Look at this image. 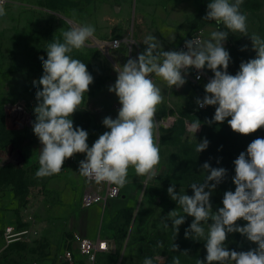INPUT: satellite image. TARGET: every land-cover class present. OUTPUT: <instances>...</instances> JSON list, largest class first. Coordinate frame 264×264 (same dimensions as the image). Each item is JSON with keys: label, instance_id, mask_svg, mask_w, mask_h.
Masks as SVG:
<instances>
[{"label": "rangeland", "instance_id": "obj_1", "mask_svg": "<svg viewBox=\"0 0 264 264\" xmlns=\"http://www.w3.org/2000/svg\"><path fill=\"white\" fill-rule=\"evenodd\" d=\"M209 2L9 0L5 5L6 15L0 17V264H60L59 257L65 250L73 251L77 264H90L78 253L75 234L110 241L111 252L99 255L93 264H143L144 258L156 256L163 258L162 264H173L175 257L180 264L205 260V239L185 238L193 217L186 216L176 237L171 227L164 231L158 225L161 217L174 209L180 210L167 189L175 185L177 192L191 196L190 185L203 183L207 176L203 163L196 159L197 142L207 138L209 146L201 154L217 158V151L222 150L227 165L240 145L237 140L240 134L233 132L228 123L216 127L217 131L204 123L215 106L195 110V100L205 95L208 78L191 89L176 91L175 97L171 89H161L164 99L157 106L154 130L160 148L158 175L145 183L146 177L137 176L129 168L121 196L106 204L82 206L83 192L94 186L78 173L79 161L85 154H76L77 162L63 167L59 174L36 178L41 144L33 133L32 122L37 105L33 81L43 75L39 57L47 59L48 44L55 39L62 41V31L71 26L68 21L95 28L94 37L86 41V46L71 53L73 58L87 64L94 77L84 102L72 117L74 127H82L89 133L87 143L91 147L99 135L108 131L102 124L103 118L115 119L118 114L115 107L120 105L118 98L108 91L117 78L114 65H123L129 57L143 52L146 48L143 41L150 34L161 42L163 50L169 51L176 50L193 31H201L207 40L212 31L226 30L213 20H203ZM46 7L55 9L52 11L56 14L46 11ZM240 10L247 16L248 35L257 34L264 39V0H243ZM116 37L127 38L128 43L111 48L108 43ZM245 45L247 50H242ZM225 48L230 53L228 72L232 75L239 71L242 61L256 55L250 37L240 33L229 32ZM205 71L213 77V73ZM17 104L29 116V123L24 126L15 125L11 119V107ZM168 118L172 120L170 124ZM196 119L202 124L195 140L186 122ZM257 132L260 138L264 137V128ZM229 190L234 192L235 185L227 177L210 197L214 211L223 206V195ZM25 230L31 231L18 239L9 238V233ZM236 236L238 232L228 234L226 246L239 251ZM157 242H162L163 247H156ZM173 244L178 245L176 251Z\"/></svg>", "mask_w": 264, "mask_h": 264}, {"label": "clouds", "instance_id": "obj_2", "mask_svg": "<svg viewBox=\"0 0 264 264\" xmlns=\"http://www.w3.org/2000/svg\"><path fill=\"white\" fill-rule=\"evenodd\" d=\"M6 2L0 0V17L6 15ZM242 3L243 0H210L203 20H213L226 29L212 31L210 39H189L185 41L186 50L165 51L150 34L143 41V52L129 57L123 65H114L117 78L108 91L117 96L120 108L115 119L103 118L102 124L108 131L99 135L91 147L87 143L89 133L74 127L72 117L84 102L94 77L87 64L71 53L86 46V41L94 37L95 28L68 21L71 26L62 31V41L55 39L48 44L47 59L39 57L43 75L33 81L37 105L33 109L32 130L41 144L36 178L59 174L65 161L76 154H85L79 161V175L97 184L106 182L123 188L128 182L129 168L137 176L146 177L145 183L157 177L160 148L154 132L155 116L164 97L153 76L166 82L169 89H179L187 82L190 69L198 73L210 70L213 77L204 87L205 95L195 100L199 108L215 106L213 118L204 123L219 124L230 117L227 123L232 131L245 136L264 128V39L257 34L248 35L247 16L240 10ZM229 32L250 37L256 53L255 58L241 62L235 75L228 72L231 57L225 42ZM242 50H247V45ZM200 78L198 74L196 79ZM201 124L198 119L186 122L194 139ZM208 146L209 141L204 138L197 142L195 151L201 153ZM233 163L235 191L224 193L223 206L216 211L210 197L227 175L223 167L213 168L205 162L202 169L207 176L203 183L190 185L191 196L177 192L175 185L167 189L180 210L161 217L158 227L164 231L171 227L176 237L186 216L193 217L185 238H204L207 252L205 260L198 259L196 264H264V138L249 143L246 152H241ZM240 220L246 223L240 226ZM237 232L257 247L247 251L229 249L228 234ZM156 247L162 248L163 243L157 242ZM172 247L174 251L178 249L176 244ZM183 254L188 255L187 251ZM162 261L160 256L146 257L143 264ZM173 264H180L178 257Z\"/></svg>", "mask_w": 264, "mask_h": 264}, {"label": "built area", "instance_id": "obj_3", "mask_svg": "<svg viewBox=\"0 0 264 264\" xmlns=\"http://www.w3.org/2000/svg\"><path fill=\"white\" fill-rule=\"evenodd\" d=\"M9 0L5 3L7 5ZM4 5V6H5ZM189 39H198L200 41L204 40V35L201 31H193L188 36H186L179 44L178 50L184 49L185 41ZM123 43H128L127 38H121L116 37L111 42L108 43V45L111 48L118 49ZM200 75L201 78L199 80L196 79L197 75ZM206 78L211 79V77L207 74L205 70H202L201 72H197L196 69H190L186 80L188 82H191L192 84H198L206 80ZM117 109L120 108V105L115 106ZM208 106L205 108H199L197 105L195 106V110H205ZM12 111V117L11 119L14 120L15 125L18 126H24L29 123V116H27L23 109L17 104L11 107ZM168 123H171V118L167 119ZM77 162L76 156L74 158H69L65 161L63 167L71 164H75ZM86 179V178H85ZM87 180V179H86ZM88 182L94 183V186H90L83 192L82 195V206L84 208H90L96 204L104 203L106 204L110 200L117 199L122 194V188H117L115 185H109L108 183H100L97 184L94 181ZM31 230H25L23 232H20L18 234H12L9 233V238L14 239L22 235L29 234ZM18 239V238H17ZM15 239V241L17 240ZM75 239L77 242V251L78 253L85 257L86 260L93 264L96 259V255L98 253H109L111 252V245L110 241L106 238L97 237V238H91L88 236H84L81 234H75ZM60 264H77V261L75 259V255L73 251L71 250H65L59 257Z\"/></svg>", "mask_w": 264, "mask_h": 264}, {"label": "trees", "instance_id": "obj_4", "mask_svg": "<svg viewBox=\"0 0 264 264\" xmlns=\"http://www.w3.org/2000/svg\"><path fill=\"white\" fill-rule=\"evenodd\" d=\"M252 58H255V56H252L250 59H252ZM207 71L212 73L210 70H207ZM197 111L200 112V111H204V110H197ZM214 114H215V109L213 110L212 115H211V117L208 120H211L213 118ZM227 119H230V117L227 118ZM227 119L223 123H219V124L218 123H212L211 125H209L208 123H206V124L208 126L213 127V129H215L216 127L222 128V127L226 126ZM213 131H217V130L215 129ZM258 137H259L258 132H255V133L247 135V136L240 134L238 139H237L240 145L237 146L236 152L232 155L233 159H232V162H231L230 165H227L225 163V161H224L225 160V157H224L225 153L222 152V150L217 151V155L219 156L217 158H215V156H214V158L210 157V156L204 157L201 153H197L196 159H199V161L202 162L203 164L205 162L210 163L211 167H213V168H216V167L225 168L227 170V175H226L225 178L229 177L230 179H232L235 176V165L233 163L234 160L239 156V154L241 152H246V149H247V146L249 145V143H251L253 140H255ZM261 138H264V137H261ZM218 161H219V163H218ZM245 223L246 222L243 221V220H240V221L237 222V224L240 225V226H243ZM238 234H239V236H236L234 239H235V242L237 244V247H238L239 251L240 250L242 251L243 249L249 250L251 248L257 247V245H255L254 243L248 241L245 236L240 235V233H238ZM103 254H109V253H98L96 255V259L98 258L99 255H103ZM96 259H95V262H96Z\"/></svg>", "mask_w": 264, "mask_h": 264}, {"label": "crops", "instance_id": "obj_5", "mask_svg": "<svg viewBox=\"0 0 264 264\" xmlns=\"http://www.w3.org/2000/svg\"><path fill=\"white\" fill-rule=\"evenodd\" d=\"M46 11H48V12H50V13H52V14H56V11H52V10H55V9H52L51 10V8H49V7H46V9H45ZM176 50H178V48L176 49ZM153 79H154V82L156 83V85L160 88V89H163V88H168V86H167V84H166V82H164L162 79H160L159 77H155V76H153ZM192 85H194V84H192L191 82H186L182 87H180L179 89H177L175 86H173L172 88H171V90H172V95L175 97V92L176 91H178V90H181V89H187V88H189V89H191L192 88ZM78 159V158H77ZM83 160V159H82ZM116 200H118V199H113V200H110L109 202H111V201H116ZM88 237H90V236H88ZM91 238H97V237H91Z\"/></svg>", "mask_w": 264, "mask_h": 264}, {"label": "water", "instance_id": "obj_6", "mask_svg": "<svg viewBox=\"0 0 264 264\" xmlns=\"http://www.w3.org/2000/svg\"><path fill=\"white\" fill-rule=\"evenodd\" d=\"M22 162V160L21 161H18L16 164H20Z\"/></svg>", "mask_w": 264, "mask_h": 264}, {"label": "bare ground", "instance_id": "obj_7", "mask_svg": "<svg viewBox=\"0 0 264 264\" xmlns=\"http://www.w3.org/2000/svg\"><path fill=\"white\" fill-rule=\"evenodd\" d=\"M18 235H20V234H18Z\"/></svg>", "mask_w": 264, "mask_h": 264}]
</instances>
